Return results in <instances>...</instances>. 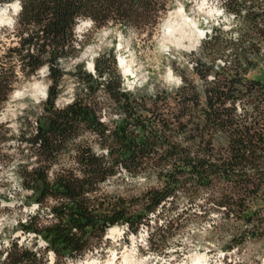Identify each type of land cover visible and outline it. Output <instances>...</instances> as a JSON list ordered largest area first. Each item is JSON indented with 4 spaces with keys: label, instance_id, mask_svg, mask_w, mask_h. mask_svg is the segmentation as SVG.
Listing matches in <instances>:
<instances>
[{
    "label": "trees",
    "instance_id": "obj_1",
    "mask_svg": "<svg viewBox=\"0 0 264 264\" xmlns=\"http://www.w3.org/2000/svg\"><path fill=\"white\" fill-rule=\"evenodd\" d=\"M14 2L20 8L11 33L16 44L0 55V109L19 78L28 80L45 68L48 82L34 132L18 138L27 150L17 167L21 190L28 194L25 203L37 207L19 224L22 234L38 237L54 264L75 262L100 249L114 227L136 235L148 217L173 210L180 199L190 205L203 199V218L210 214L207 206L223 212L221 229L230 238L226 253L247 242L264 243V84L250 77L264 64V0H230L236 38L211 30L190 55V70L181 71L179 87H155L151 95L145 87L122 91L111 51L93 61L92 74L82 64L71 71L63 66L85 46L74 36L80 21L96 30L110 24L145 31L154 28L164 5L0 0V6ZM65 78L72 80L74 96L58 109ZM105 110L115 120L104 117ZM119 173L150 186L127 199L101 195V186ZM44 208L51 220L41 226L37 219ZM164 229L151 231L150 248ZM37 259L12 246L3 262Z\"/></svg>",
    "mask_w": 264,
    "mask_h": 264
},
{
    "label": "rangeland",
    "instance_id": "obj_2",
    "mask_svg": "<svg viewBox=\"0 0 264 264\" xmlns=\"http://www.w3.org/2000/svg\"><path fill=\"white\" fill-rule=\"evenodd\" d=\"M229 1L156 0L159 6L164 5L165 11L159 12L157 17L153 16L154 28L145 31L122 30L110 24L96 30L89 21H80L74 29V36L77 42L85 46L77 59L66 62L63 67L66 71H71L76 65L82 64L92 74L87 69L88 64L93 65L98 55H107L111 51L124 93L132 94L143 87L148 95L153 94L155 87L168 92L174 91L180 85L181 71H189L191 68L190 55L196 53L201 43L209 37L210 30L227 34L232 41L236 38L235 32H232L236 24L227 7ZM200 4L207 10L214 11L216 16L207 17L204 11L197 13L195 10ZM17 7V2L0 6V55L16 44L11 33ZM179 10L195 24L197 31L204 34L202 40L190 49L187 44L183 45V49H175L160 36L162 23ZM228 61L229 58L223 59L217 66L221 67ZM119 62L126 64V75L120 69ZM250 77L257 78L264 84V64L259 65ZM47 88L45 68L28 80L19 78L7 102L0 109V264H4L3 258L12 246L35 253L37 264L55 262L54 257L44 251L45 246L38 238L24 235L19 230V224L33 217L36 210L25 203L28 194L21 190L17 175V167L23 164L22 158L27 154L18 138L21 134L28 136L34 132ZM73 89L72 80L65 78L62 93L55 103L56 108H64L72 102ZM105 111L104 117L115 120L114 114ZM149 186L143 179L131 180L119 173L115 179L102 185L99 192L103 196L127 199L137 196ZM204 207L203 199L192 205L180 199L173 210L166 208L159 216L148 217L136 235L114 227L112 229L115 233L111 236L110 230L107 231L100 249L86 254L80 261L67 260L63 264H127V261L131 264H264L263 242H247L226 253L230 238L229 233L221 229L226 225L220 220L223 212L207 206L210 214L203 218ZM48 217L44 208L38 215L39 225L48 224ZM230 225L232 228L239 227L233 223ZM164 227L168 228V232L160 240L154 238L150 248L147 239L151 231H165ZM152 257L157 260L156 263L150 261Z\"/></svg>",
    "mask_w": 264,
    "mask_h": 264
},
{
    "label": "bare ground",
    "instance_id": "obj_3",
    "mask_svg": "<svg viewBox=\"0 0 264 264\" xmlns=\"http://www.w3.org/2000/svg\"><path fill=\"white\" fill-rule=\"evenodd\" d=\"M193 1L196 2L197 0ZM203 6V4H200L195 11L197 13L204 11V15L207 17H210L212 15L216 16L214 11L207 10ZM208 34H211V30ZM160 36L168 45L175 49H183L184 44H187V47L190 49L193 48L200 40H202L204 34L197 31L195 28V24L185 18L183 11L179 10L175 12L172 18H168L165 22L162 23L160 27ZM119 67L122 70L123 74L126 75L128 72L126 64L123 62H119ZM87 69L89 72L91 71V64H88ZM31 207H34V205H32ZM114 233L115 230L110 229V235L112 236ZM124 261L127 260L125 259ZM127 264H131V262L127 261Z\"/></svg>",
    "mask_w": 264,
    "mask_h": 264
},
{
    "label": "built area",
    "instance_id": "obj_4",
    "mask_svg": "<svg viewBox=\"0 0 264 264\" xmlns=\"http://www.w3.org/2000/svg\"><path fill=\"white\" fill-rule=\"evenodd\" d=\"M34 208H35V210H37V207L34 205ZM49 219V221L51 220V216L49 215V217H48ZM116 228H119V227H116ZM32 236H34V235H32ZM35 238H38V237H36V236H34ZM38 240H40L39 238H38ZM40 242H41V244L42 245H44L45 246V248H46V245L40 240ZM150 261H152V262H154V263H156V259L154 258V257H152L151 259H150Z\"/></svg>",
    "mask_w": 264,
    "mask_h": 264
},
{
    "label": "water",
    "instance_id": "obj_5",
    "mask_svg": "<svg viewBox=\"0 0 264 264\" xmlns=\"http://www.w3.org/2000/svg\"><path fill=\"white\" fill-rule=\"evenodd\" d=\"M91 72L93 73V65L91 64Z\"/></svg>",
    "mask_w": 264,
    "mask_h": 264
}]
</instances>
